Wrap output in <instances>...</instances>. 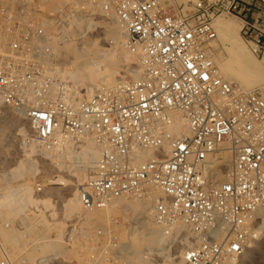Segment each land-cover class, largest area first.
<instances>
[{
    "label": "built area",
    "instance_id": "built-area-1",
    "mask_svg": "<svg viewBox=\"0 0 264 264\" xmlns=\"http://www.w3.org/2000/svg\"><path fill=\"white\" fill-rule=\"evenodd\" d=\"M13 1L2 5L0 109L22 119L38 143L78 135L96 141L99 157L79 186L83 207L155 188L161 196L153 221L166 236L183 227L167 239L159 264H237L264 208V88L243 91L220 77L208 42L216 36L213 20L230 16L248 51L261 58L264 0H114L141 77L81 96L46 75L52 36L73 23L72 7L60 3L48 27L50 16L18 11ZM93 7L94 0L82 5L92 20ZM171 111L182 114L187 133L166 151L161 125Z\"/></svg>",
    "mask_w": 264,
    "mask_h": 264
},
{
    "label": "bare ground",
    "instance_id": "bare-ground-1",
    "mask_svg": "<svg viewBox=\"0 0 264 264\" xmlns=\"http://www.w3.org/2000/svg\"><path fill=\"white\" fill-rule=\"evenodd\" d=\"M15 2L13 1V6L18 11H24L41 18L50 16V18H46L48 21L42 19L46 22V24L43 23V26L48 27V23L55 22V18L51 15H56L57 12L55 11L60 7L58 6L60 3L66 2L72 7L74 21L71 25L67 27L65 25L64 28L60 29V36H52L54 52L47 58L46 75L56 85H62L70 90H77L81 96L82 93H95L104 88L114 87L126 82V77L119 74L121 71L129 75V81L140 79V57L138 54L131 52L128 46L125 30L116 17L114 0H110L108 3L109 13L103 11L110 19L103 45L96 43L94 40L89 44L87 43L88 45L85 43L89 36L85 33L86 28L92 26V30H94L95 24L94 11L91 14L93 20L86 13V9L85 12L82 11V5L86 7V0H57L53 6L49 5L50 0H23L22 2L18 0ZM35 10L41 12H35ZM211 25L217 33L221 46V50L212 57L220 77L237 83L243 91L252 90L256 87L264 88V55L257 60L248 53L239 39L240 24L217 17ZM57 55L62 58L61 64L57 60ZM57 61L58 64L53 65ZM161 128L165 136L168 137L164 140L166 151L169 150L170 144L175 139L187 133L185 120L179 111L168 113L162 122ZM29 135L30 145L26 147L27 149H24L37 158L20 161L11 169L0 174V211L7 210L10 214L20 215L32 205L31 186L14 184L18 183L24 176L37 174L38 170L33 160L38 161V157L45 156L53 161L52 163L56 168L67 172V177L75 178L73 186L70 187L71 194H69L70 196L67 198L65 205L67 216L72 213L80 214L82 224L86 227L91 225L118 227V218H121L120 225L127 222L128 225L122 227L124 231L122 237L120 236V239L126 240L120 244V251L124 253L127 261H137L141 264L138 261L145 260L147 256L152 254V251H166L167 239H172L177 231L183 229L182 226H179L170 235L166 236L153 221L152 208L155 201L161 196L159 190L155 188H150V193L145 197H118L111 200L103 208H84L79 196L81 191L79 186L82 184L80 182L85 178L88 170L90 169L91 172L94 169L99 157V146L96 141L88 135H78L75 138H64L63 136L53 143L41 144L35 141L30 130ZM149 153L150 150L142 152L137 160L144 161L149 157ZM223 158L224 161H228L225 154ZM59 181L66 183L62 176ZM40 202L47 204L46 199ZM260 214L262 220L257 229L256 237L254 240L248 241L247 247L236 262L237 264H242L243 259L254 253L256 246L264 241V208L260 210ZM84 232L83 230L82 233ZM1 235L6 239V233L2 232ZM9 238L15 241V234L10 235ZM56 241L60 244L64 243L60 238ZM52 242L54 241L45 243L42 251L43 257L38 258L35 261L36 264L44 263L51 256L65 255L64 250L60 249L61 245L51 244ZM3 259L8 262L4 256L0 257V262Z\"/></svg>",
    "mask_w": 264,
    "mask_h": 264
},
{
    "label": "rangeland",
    "instance_id": "rangeland-1",
    "mask_svg": "<svg viewBox=\"0 0 264 264\" xmlns=\"http://www.w3.org/2000/svg\"><path fill=\"white\" fill-rule=\"evenodd\" d=\"M55 2L57 0H50L49 5L53 6ZM102 3L103 0H94V30L86 39V44L91 43L92 40L101 45L105 42L106 29L109 28L110 19L103 11L105 13L109 11V4L108 6H103ZM2 5L3 0H0V27H3L4 23V11L2 9L5 6ZM220 19L240 24L230 16L220 17ZM215 34V38L208 42L212 57L221 50L216 31ZM2 39V36H0V42ZM244 47L248 51L245 45ZM248 53L254 57L249 51ZM59 56L57 55L56 57L61 64L62 58ZM255 59L258 60L260 57ZM56 64H58V61L53 65ZM122 72L119 73L120 76H125V80L129 81V75ZM29 141L30 135L27 124L10 110L6 108L0 109V174L11 169L20 161L37 158L25 151L26 147L30 145ZM26 154H29L30 157ZM38 158V161L33 160L38 173L33 176H24L18 183L14 184L31 186L32 205L20 215L10 214L7 210L0 211V257L4 256L9 264H36L35 261L43 257L42 251L45 243L53 240L54 242L51 244L61 245L60 249L64 250L65 255L51 256L48 258L49 260L42 264H139L137 261H127L124 253L120 251V244L126 241L122 238L120 239L124 231L122 227L127 226V222H123V225H120L121 218H118L119 225L117 226L119 228L114 226L100 227L101 225L86 227L82 224L83 221L80 214L72 213L67 216L65 205L67 198L70 196L69 194H71L70 187L73 186L75 178L67 177V172L56 168L49 157L40 156ZM90 173L89 169L80 184ZM61 176L66 180L65 184L59 181ZM43 199L47 200V204L40 202ZM83 230L85 231L84 233H82ZM2 232L7 234L6 239L2 237ZM13 234L16 237L15 241L9 238ZM59 238L64 243L60 244L56 241ZM257 246L254 253L243 259L242 264H264V241H261ZM180 249L181 246H178L170 257L177 256ZM161 255L168 256L166 251H152V254L147 256L145 260L138 262H141V264L143 262V264H159L161 260H156V257Z\"/></svg>",
    "mask_w": 264,
    "mask_h": 264
}]
</instances>
